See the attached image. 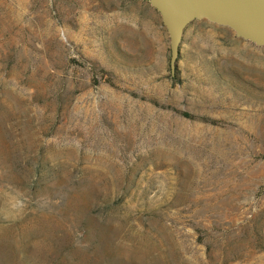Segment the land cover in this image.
Returning <instances> with one entry per match:
<instances>
[{
  "label": "rangeland",
  "instance_id": "374dc122",
  "mask_svg": "<svg viewBox=\"0 0 264 264\" xmlns=\"http://www.w3.org/2000/svg\"><path fill=\"white\" fill-rule=\"evenodd\" d=\"M170 59L149 0H0V264H264V45Z\"/></svg>",
  "mask_w": 264,
  "mask_h": 264
},
{
  "label": "water",
  "instance_id": "95a60500",
  "mask_svg": "<svg viewBox=\"0 0 264 264\" xmlns=\"http://www.w3.org/2000/svg\"><path fill=\"white\" fill-rule=\"evenodd\" d=\"M160 13L170 35L174 73L187 26L207 19L233 29L238 37L264 45V0H149Z\"/></svg>",
  "mask_w": 264,
  "mask_h": 264
}]
</instances>
